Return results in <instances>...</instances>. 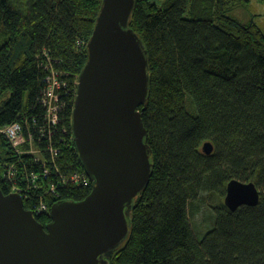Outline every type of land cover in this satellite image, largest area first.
<instances>
[{
	"label": "trees",
	"instance_id": "1",
	"mask_svg": "<svg viewBox=\"0 0 264 264\" xmlns=\"http://www.w3.org/2000/svg\"><path fill=\"white\" fill-rule=\"evenodd\" d=\"M135 1L129 29L143 42L150 70L148 99L138 110L155 168L128 215V239L105 259L108 264H264V30L257 16L246 24L232 15L253 0ZM102 3L0 0V127L17 122L27 134L36 124L45 130L40 144L48 148L42 101L55 71L65 86L56 90L63 109L52 145L65 175L84 172L72 141V117ZM206 143L214 147L210 155L203 152ZM44 156L51 162L49 153ZM10 163L22 188L28 174H41L42 187L31 190L27 210L40 209L41 202L50 211L57 202L82 201L93 188L91 182L61 183L48 162L52 177H45L43 166L18 155L0 134L5 195L12 193L5 179ZM232 180L253 182L261 192L259 204L228 210L226 187ZM205 196L219 203L212 228L199 239L189 207ZM36 218L45 225L51 221L48 211Z\"/></svg>",
	"mask_w": 264,
	"mask_h": 264
},
{
	"label": "water",
	"instance_id": "2",
	"mask_svg": "<svg viewBox=\"0 0 264 264\" xmlns=\"http://www.w3.org/2000/svg\"><path fill=\"white\" fill-rule=\"evenodd\" d=\"M135 2L103 0L78 79L73 137L91 193L55 203L43 225L19 194L0 189V264H108L128 239V215L155 168L138 110L148 99L150 70L143 42L129 29ZM213 150L203 147L207 155ZM260 196L253 182L232 180L224 204L236 212L256 207Z\"/></svg>",
	"mask_w": 264,
	"mask_h": 264
},
{
	"label": "built area",
	"instance_id": "3",
	"mask_svg": "<svg viewBox=\"0 0 264 264\" xmlns=\"http://www.w3.org/2000/svg\"><path fill=\"white\" fill-rule=\"evenodd\" d=\"M54 74L56 75V77L54 80H52V76ZM47 82L48 86H46L45 95L42 102L46 110L45 122L47 123L48 131H50L46 140L48 141V148H43L41 146L40 143L42 142V140H45V130H40L41 128L36 124L34 126L35 130L32 132L29 130L27 134L24 132L22 124L17 122L11 124L7 129H4L2 133L5 135L11 147L18 155H30L35 160L36 164L43 166V175L45 177H52L50 169L47 166L48 162L49 166L53 167V170H55V173H57L56 176L60 179L61 183L65 182V185L73 184L80 187H86L89 185L90 181L85 179V177L78 174L65 175L59 169L58 161L56 158L57 152L52 145V141L54 140L53 137L55 130L59 129L63 109V105L60 102V95H57L56 90L58 91L62 89L65 84H61L58 81V74L55 71L51 72L50 77L47 78ZM61 129L64 130L65 128ZM46 152L49 153L51 162H49V159H46V157L44 156ZM28 175L29 176L27 177V183L25 184V187L22 188L19 186V171L17 170L15 165L10 163L7 164L5 168V179L8 182L12 183V193L19 194L25 202L26 200H28L32 189L40 190V188L42 187V184H40L38 181L41 178V174H36L33 172ZM63 178H67L66 181H64ZM50 191L55 194L56 186L52 184ZM47 211L50 212L47 204L41 202L40 209L33 210L32 212L35 214V216H41Z\"/></svg>",
	"mask_w": 264,
	"mask_h": 264
},
{
	"label": "rangeland",
	"instance_id": "4",
	"mask_svg": "<svg viewBox=\"0 0 264 264\" xmlns=\"http://www.w3.org/2000/svg\"><path fill=\"white\" fill-rule=\"evenodd\" d=\"M165 1L166 0H151V2L159 5H162ZM232 15H234V18L246 24L253 16H257V23L264 30V27L261 25L262 23H264V3L253 0L250 5L236 8L234 12H232ZM55 77L56 75L54 74L52 76V80H54ZM66 179L67 178H63L64 181H66ZM201 198V203L197 204L196 201L189 207V212L191 213L190 221L192 224V228L195 235L197 237H200L199 239H201L212 228L214 223L213 214L217 211V206L219 203V199L213 196H205ZM221 201L222 203H224L223 197ZM193 214H195V216L192 217Z\"/></svg>",
	"mask_w": 264,
	"mask_h": 264
},
{
	"label": "bare ground",
	"instance_id": "5",
	"mask_svg": "<svg viewBox=\"0 0 264 264\" xmlns=\"http://www.w3.org/2000/svg\"><path fill=\"white\" fill-rule=\"evenodd\" d=\"M11 125V124H10ZM10 125H6V126H3V127H0V134L2 135V136H4L5 137V135L2 133V131L4 130V129H7L8 127H10ZM72 131H73V127H72ZM72 135H73V132H72ZM6 138V137H5ZM72 141H74V137L72 138ZM84 171V170H83ZM73 174H78V175H80V176H83V177H85V179H87L88 181H90L91 182V180H90V178L87 176V174H86V172L84 171V172H74ZM92 183V182H91Z\"/></svg>",
	"mask_w": 264,
	"mask_h": 264
},
{
	"label": "flooded vegetation",
	"instance_id": "6",
	"mask_svg": "<svg viewBox=\"0 0 264 264\" xmlns=\"http://www.w3.org/2000/svg\"><path fill=\"white\" fill-rule=\"evenodd\" d=\"M43 225H45V224H43Z\"/></svg>",
	"mask_w": 264,
	"mask_h": 264
}]
</instances>
